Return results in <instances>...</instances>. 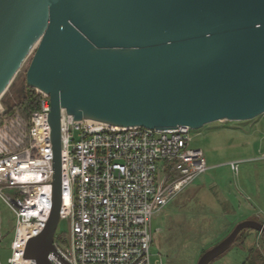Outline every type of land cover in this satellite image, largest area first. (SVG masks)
I'll list each match as a JSON object with an SVG mask.
<instances>
[{"label": "water", "instance_id": "obj_1", "mask_svg": "<svg viewBox=\"0 0 264 264\" xmlns=\"http://www.w3.org/2000/svg\"><path fill=\"white\" fill-rule=\"evenodd\" d=\"M38 41L27 87L49 97L52 197L24 258L51 264L62 206V110L117 127L197 130L264 113V0H0V96ZM239 221L196 264H210Z\"/></svg>", "mask_w": 264, "mask_h": 264}, {"label": "built area", "instance_id": "obj_2", "mask_svg": "<svg viewBox=\"0 0 264 264\" xmlns=\"http://www.w3.org/2000/svg\"><path fill=\"white\" fill-rule=\"evenodd\" d=\"M35 91L40 104L29 121L17 110L0 113V200L15 217L8 264H35L25 246L51 208L50 103ZM191 131L117 127L62 110L60 220L69 230L65 243L55 238L51 264H151L153 215L207 170ZM238 164L229 162L234 173Z\"/></svg>", "mask_w": 264, "mask_h": 264}, {"label": "rangeland", "instance_id": "obj_3", "mask_svg": "<svg viewBox=\"0 0 264 264\" xmlns=\"http://www.w3.org/2000/svg\"><path fill=\"white\" fill-rule=\"evenodd\" d=\"M35 48L0 96V107L13 111L29 87L26 71ZM190 147L201 149L205 173L179 191L151 219L150 262L196 264L241 220L264 223V113L244 121H214L190 132ZM237 161L234 173L229 162ZM14 214L0 200V264H8ZM69 223L60 220L56 235ZM264 264V236L246 230L210 264Z\"/></svg>", "mask_w": 264, "mask_h": 264}, {"label": "trees", "instance_id": "obj_4", "mask_svg": "<svg viewBox=\"0 0 264 264\" xmlns=\"http://www.w3.org/2000/svg\"><path fill=\"white\" fill-rule=\"evenodd\" d=\"M39 104H40V94L37 93L34 89H31V88H28L27 92L25 94L22 95V99L20 100V102L17 104L15 108V110H17L23 117H25V119L27 121H29L30 119V115L33 111H36L39 109ZM6 112H9V110H6ZM246 230H250V229H245V230H242L236 240L243 234L244 231ZM254 231V230H252ZM257 232V231H255ZM261 235L264 236V233H260V232H257ZM64 236H61V235H56V240L58 239L59 241L62 239L63 240V243H65L64 241ZM235 240V241H236ZM246 264V263H244Z\"/></svg>", "mask_w": 264, "mask_h": 264}, {"label": "bare ground", "instance_id": "obj_5", "mask_svg": "<svg viewBox=\"0 0 264 264\" xmlns=\"http://www.w3.org/2000/svg\"><path fill=\"white\" fill-rule=\"evenodd\" d=\"M37 44H38V41H36V42L34 43L32 50L37 46ZM1 111H2V109H1V107H0V113H1ZM38 171H41V170L38 169ZM39 176H40V172H37V173H36V177H39ZM65 201H66V196L64 197V202H65ZM26 230H28L27 227H22V230H21V231H26Z\"/></svg>", "mask_w": 264, "mask_h": 264}]
</instances>
